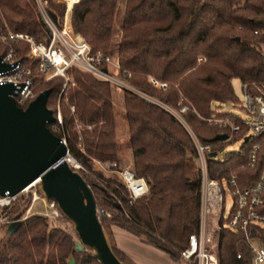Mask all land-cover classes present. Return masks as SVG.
Returning <instances> with one entry per match:
<instances>
[{"label":"trees","instance_id":"obj_1","mask_svg":"<svg viewBox=\"0 0 264 264\" xmlns=\"http://www.w3.org/2000/svg\"><path fill=\"white\" fill-rule=\"evenodd\" d=\"M47 1L48 12L55 20L61 16L63 4ZM65 1L70 7L71 1ZM116 8L117 0H76L69 16L72 30L92 50L111 54ZM5 24L35 37L48 32L36 0H0V30ZM115 45L119 70L126 81L175 108L186 104L181 116L201 143L210 142L217 150L225 142L209 140L227 129L207 122V117L227 115L239 125L229 140L239 139L247 130L239 117L217 107L222 102L238 101L232 77H238L251 91L257 87L264 91V0H123ZM26 48L25 44L16 47L18 56L25 58ZM198 56L204 59L197 61ZM70 72L74 83L67 82L62 91L60 76L48 80L37 77L35 84L39 92L50 88L47 106L54 115L58 108L61 121L47 125L65 138L68 152L80 163L79 174L90 187L96 207L109 212L99 217L100 224H114L178 260L187 235L198 229L200 177L188 131L169 110L122 90L131 169L147 183L146 193L129 201L115 178L106 177L101 184L97 180L100 172L89 162L90 156L118 160L110 86L88 72L76 68ZM148 76L165 82V87L152 85ZM27 104L20 106L25 108ZM74 119L92 124L89 129H79L84 152L75 146L79 135ZM253 143L264 150V138L250 136L241 141L242 155L235 150L221 159L206 155L207 174L226 177L235 171L240 185L253 181L261 166L259 160L248 165L247 152ZM17 200L11 206L13 220L27 206L20 210ZM59 215L66 219L60 211ZM21 220L12 233L7 232V226L0 229V264H101L93 253L75 250L72 235L59 226L49 227L42 214H30ZM222 223L218 264H252L242 233ZM110 246L119 260L132 264L114 242ZM70 256L78 259L74 262L72 258L70 263Z\"/></svg>","mask_w":264,"mask_h":264},{"label":"built area","instance_id":"obj_2","mask_svg":"<svg viewBox=\"0 0 264 264\" xmlns=\"http://www.w3.org/2000/svg\"><path fill=\"white\" fill-rule=\"evenodd\" d=\"M42 20L48 30L46 36L35 37L24 31L12 30L6 24L5 28L0 30V57L3 62L8 64V68L0 70V84L10 82L14 85L13 96L18 105L29 103L37 96L39 93L35 84L37 77H42L45 80L53 76L62 77V91L67 82L73 83L70 80L71 68L88 72L116 89L133 90L132 87H128V82L120 73L117 56H112L101 50H92L78 32L72 31L69 16L68 26L65 23V15L61 25H58L47 12L42 13ZM21 44H25L27 47L24 53L25 58L18 56L16 47ZM203 59L201 56L197 57V61ZM125 74L129 75V73ZM148 80L159 88L166 85L165 82L158 81L152 76H148ZM242 91V106L251 115V118L239 117L247 128L239 139L243 141L246 135L264 138V91L260 87H257L256 91H251L246 84L242 85ZM186 109V104H180L176 110L180 118L175 115L174 117L185 126L195 147L194 162L200 177L198 229L187 235V244L179 250L178 255L184 260L193 258L196 260V264H218L212 231L221 226L222 218L218 212L223 208L225 193H229L231 195L229 214L222 224L234 232L242 233L251 251L252 264H259L264 261V150L261 151L259 143L251 144L248 149V165L253 166L258 160L261 165L257 177L250 183L240 185L235 171H231L226 177L218 174L216 177H210L207 174L205 157L211 151L216 154L217 150L210 142L201 143L186 125L181 116V113ZM54 116L55 120L61 121L58 108ZM206 120L213 121L216 125L227 129L225 131L226 138L222 141L229 140L233 133L239 130V125L227 115L211 116ZM86 127L90 128V125L88 124ZM62 139L64 140V137ZM235 151L239 155L244 152L240 146ZM90 158L92 167L101 174V184L105 182L106 177L114 176L115 180L124 187L129 201L146 193L145 179L136 175L129 166H122L112 159ZM64 159L71 169L77 172L81 169L80 163L68 152V149ZM29 189L26 186L14 194L8 192L0 194V229L13 220L9 211L13 202L22 194L27 193ZM31 193L30 201L24 213L19 217L20 219L34 213L42 214L50 219L59 215L56 202L47 198L43 191L40 193L37 190H31ZM38 199L42 201L43 209L34 210L33 204ZM96 213L98 218L103 214L109 215L108 211H104L100 207H96ZM211 213L215 216H210ZM209 217L210 221L207 220ZM209 227L210 229L207 231Z\"/></svg>","mask_w":264,"mask_h":264},{"label":"water","instance_id":"obj_3","mask_svg":"<svg viewBox=\"0 0 264 264\" xmlns=\"http://www.w3.org/2000/svg\"><path fill=\"white\" fill-rule=\"evenodd\" d=\"M6 68L8 64L0 57V70ZM49 93L50 88L40 91L22 108L13 96L14 85L0 84V194L17 193L38 180L45 196L53 199L59 211L73 224L77 236L75 250L89 246L101 264H126L108 245L90 187L64 159L65 141L47 125L56 119L47 106ZM226 135L218 132L209 140H223ZM209 155L214 156L215 152ZM21 221L20 218L10 221L7 232L15 231Z\"/></svg>","mask_w":264,"mask_h":264},{"label":"rangeland","instance_id":"obj_4","mask_svg":"<svg viewBox=\"0 0 264 264\" xmlns=\"http://www.w3.org/2000/svg\"><path fill=\"white\" fill-rule=\"evenodd\" d=\"M51 1L54 2L55 4L56 3L63 4V11H62L61 16H57L56 19L54 20L58 25L59 24L61 25L63 23V20H64V15H65V21H66V18L68 16H70L71 4H72V2H74L76 0H70L71 1L70 9H68L67 4H66L67 2H65L64 0H51ZM36 3H37L39 14H40L41 18H42V13L47 12L50 15V13L48 12V9H47V5H48L47 0H36ZM122 8H123V0H117L116 15H115L114 22H113L112 47H111L112 50H111V54H110L112 56H115V51H114L116 48L115 43L118 41V38H119V16L121 17ZM69 24H70V17H69ZM67 26H68V20H67ZM70 28L72 29L71 24H70ZM70 80H71V72H70ZM230 81L232 84L233 91L238 98V101L236 103L222 102L218 105L217 109L219 111H230L231 113L235 114L237 117H240V118H246V119L251 118V115L242 106L241 100H242L243 91H242V84H241L239 78L238 77H232L230 79ZM73 83L70 82V84H73ZM127 85H128V87H132V89H133L132 91H134L135 93H137L138 95H140L144 99L156 102L157 104H159L160 106H162L165 109L168 108L172 112L173 115L180 118V116H178L179 114L176 111L177 108L161 102L155 96L148 94L146 92H143L140 89L133 87L132 85H130L128 83H127ZM157 88H159V87H157ZM122 90L123 89H116V88L110 86L111 101H112L114 118H115L116 153H117V159H118L117 162L122 166L127 165L130 168H132L130 148H129L128 141H127L126 123H125V117H124V113H123ZM69 108H70V110H73V105H69ZM207 122L215 124L213 121H207ZM76 124H78V127H76ZM86 125H88V124H83V123L79 122L78 120L74 119V128L77 129L78 135L80 134L79 129L82 127L87 128ZM89 125L91 128L92 124L89 123ZM54 129H56L55 126H54ZM87 129H89V128H87ZM61 137L63 138V136H61ZM79 138H80V135H79ZM79 138H78V140L75 141V146L78 147L82 152H84L82 142L79 140ZM64 140H65V138H64ZM240 142H241L240 139H232V140L225 141L223 143L222 147L217 149V152L214 155V157L219 158V159L223 158V156L225 155L226 152L236 150L240 146ZM65 143H66V140H65ZM90 157H92V156H90ZM90 157H89V162H90L91 168L96 170L95 168L92 167V161H91ZM78 173H80V171H78ZM100 177H97L98 181H100ZM110 177L114 178V176H110ZM92 178L95 179L94 176ZM30 189L32 191L37 190L38 192L40 191V193H42L39 182L34 184L32 187H30ZM30 189L27 191V193L22 194L16 202V205L20 206V210L23 209L25 204L29 203V200H30L31 194H32ZM230 205H231V195L229 193H225V195L223 197V208L218 212V215L221 216V218H222V220H221L222 222L225 220V218L229 214ZM33 209L34 210L43 209V203L40 199H38L34 202ZM9 211L11 213L12 208H10ZM209 215L215 216V214H213V213H211ZM46 220L49 224V227L51 225L59 226L63 230L69 232L72 235L73 240L77 239L75 230L73 229V224L71 223V221L69 219H67V218L65 219L62 215H58L56 218H53V219L46 218ZM207 220L210 221L211 220L210 217ZM102 225L101 226H102L103 232L105 234L106 240L108 242V245L110 246L114 242V240H112L113 239L112 228L114 227L113 226L114 224H109L108 226H105L104 222H102ZM209 229H210V227L207 228V231H209ZM219 230H220V227L218 229H214V231H212V237H213L214 250L216 253V257H217V243H218V232H219ZM205 231H206V229H205ZM0 233H2V232H0ZM0 237H1V234H0ZM110 248H111V246H110ZM82 251L92 253L93 249L89 246L83 245ZM70 257L74 259V262H75V259H78V256L76 258H74V256H70ZM178 261H179V264H196V260L193 258H191L189 260H184V259H181L179 257Z\"/></svg>","mask_w":264,"mask_h":264},{"label":"crops","instance_id":"obj_5","mask_svg":"<svg viewBox=\"0 0 264 264\" xmlns=\"http://www.w3.org/2000/svg\"><path fill=\"white\" fill-rule=\"evenodd\" d=\"M112 236L115 246L123 252L132 264H179L163 250L140 240L130 232L113 225ZM259 264H264V261Z\"/></svg>","mask_w":264,"mask_h":264},{"label":"bare ground","instance_id":"obj_6","mask_svg":"<svg viewBox=\"0 0 264 264\" xmlns=\"http://www.w3.org/2000/svg\"><path fill=\"white\" fill-rule=\"evenodd\" d=\"M67 4V3H66ZM67 7H68V9H70V7L68 6V4H67ZM67 20H68V17L66 18V21H65V23H66V25H67ZM38 182V180H36V181H34L33 183H31L29 186H28V188H30V187H32L34 184H36Z\"/></svg>","mask_w":264,"mask_h":264}]
</instances>
